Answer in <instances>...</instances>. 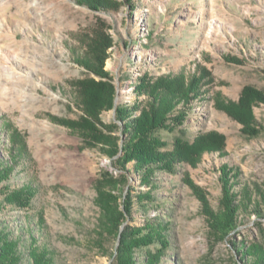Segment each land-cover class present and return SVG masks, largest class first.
<instances>
[{
    "label": "rangeland",
    "instance_id": "obj_1",
    "mask_svg": "<svg viewBox=\"0 0 264 264\" xmlns=\"http://www.w3.org/2000/svg\"><path fill=\"white\" fill-rule=\"evenodd\" d=\"M111 1L114 8L95 11L86 0H0V159L12 168L0 183V207L2 190L34 191L27 209H0V222L52 264H114L118 241L100 227L98 189L124 175L134 196L153 199L145 211L135 201L125 225L151 219L165 226L161 264H241L232 245L264 244V218L254 212L264 216V104L252 106L255 136L224 107L247 88L264 95V0ZM102 43L116 106H147L133 90L144 76L188 78L204 69L210 83L180 129L191 141L223 137L221 152L204 154L195 167L179 165L173 175L157 173L151 185L130 164L121 172L107 154L111 141L124 139L114 110L98 116L106 140L87 131L81 111L82 84L100 80L91 72L98 66L92 48ZM173 136L160 134L168 144ZM222 166L239 172L233 191L243 209L236 230L218 241L208 215L222 208ZM158 247L136 253L138 264Z\"/></svg>",
    "mask_w": 264,
    "mask_h": 264
},
{
    "label": "trees",
    "instance_id": "obj_2",
    "mask_svg": "<svg viewBox=\"0 0 264 264\" xmlns=\"http://www.w3.org/2000/svg\"><path fill=\"white\" fill-rule=\"evenodd\" d=\"M124 1L131 5L132 1L138 0ZM85 4L95 11L114 8L111 0H86ZM106 48L104 43L101 46L93 45L98 66L91 69V72L100 80L90 79L82 84L85 100L81 104V111L85 116L87 131L96 138L106 140L108 137L103 136L96 127L98 116L102 111L114 110L124 139L111 141L107 154L115 159L121 172L128 173L127 166L130 164L141 184L151 185L152 178L157 173L173 175L179 165L195 167L204 154L221 152L223 137L208 133L198 135L191 141L186 139L185 131L180 129L187 118L186 114L194 102L203 98L204 87L210 83V76L204 69L196 68L188 78L183 74L163 76L156 80H149L144 76L134 85L133 90L137 99L142 96L148 99L147 106L141 108L137 100L132 107L116 106L115 89L104 81L107 79L103 71ZM259 102L264 104V95L247 88L236 105H226L224 110L243 125L249 135L255 136L257 132L251 127L254 124L251 110ZM163 132H177V136H173L172 143L168 144L160 137ZM11 156H14L13 152ZM11 172V166L0 159V183L6 181ZM219 172L222 208L218 214L209 213L208 216L211 234L215 240L221 241L236 230L237 217L243 208L233 191L234 182L239 176L238 170L222 166ZM107 186L98 189L97 205L100 210V227L118 241L113 255L114 264H138L135 254L140 257L143 248L154 244H159V247L154 253H143L144 258L140 264H161L168 244L164 235L165 226L151 219H145V224L140 228L125 225L132 216L135 201L145 211L147 204L153 200L150 193L134 196L135 191L128 187L127 177L124 175L118 179L111 178ZM125 188V193L121 192ZM2 192L4 195L0 209L5 206L27 209L34 198V191L30 186L9 193L6 190ZM254 212L259 218H264L258 210ZM26 242L22 237H14L6 225L0 222V264H52L46 251H39L32 244L27 248ZM232 246L236 248L241 264H264V244L251 242L249 245L242 244L239 248L235 244Z\"/></svg>",
    "mask_w": 264,
    "mask_h": 264
}]
</instances>
